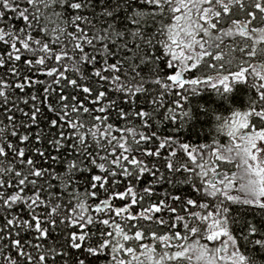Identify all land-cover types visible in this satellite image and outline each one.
<instances>
[{"label":"snow or ice","instance_id":"snow-or-ice-1","mask_svg":"<svg viewBox=\"0 0 264 264\" xmlns=\"http://www.w3.org/2000/svg\"><path fill=\"white\" fill-rule=\"evenodd\" d=\"M0 264H264V0H0Z\"/></svg>","mask_w":264,"mask_h":264}]
</instances>
